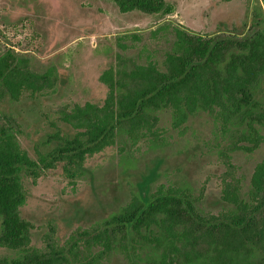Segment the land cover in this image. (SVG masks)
I'll return each instance as SVG.
<instances>
[{"label": "trees", "instance_id": "1", "mask_svg": "<svg viewBox=\"0 0 264 264\" xmlns=\"http://www.w3.org/2000/svg\"><path fill=\"white\" fill-rule=\"evenodd\" d=\"M113 1L121 13H175L168 0ZM215 22L204 33L172 20L151 29L164 47L116 54L99 75L103 97L68 105L58 118L68 129L53 125L32 150L21 140L20 107L55 91L57 66L47 62L57 54L39 57L28 42L0 47V264H264V0H245ZM126 38L145 39L130 32L116 44ZM174 134L184 138L187 161L201 150L218 164V194L196 192L187 180L152 188L161 159L96 226L61 245L33 243L34 224L21 215L28 183L60 167L75 185L86 159L107 147L121 143L130 165L136 158L124 145L164 150ZM182 164L171 168L181 172Z\"/></svg>", "mask_w": 264, "mask_h": 264}, {"label": "rangeland", "instance_id": "2", "mask_svg": "<svg viewBox=\"0 0 264 264\" xmlns=\"http://www.w3.org/2000/svg\"><path fill=\"white\" fill-rule=\"evenodd\" d=\"M168 1L174 4L175 13L165 19L138 11L121 13L113 0H0V47L18 41L26 47L28 42L30 47L39 48L35 53L39 57L53 50L57 54L54 61L50 59L53 53L50 54L47 62L57 66L59 79L55 91L34 104L27 102L20 107L25 132L21 140L27 149L32 150L39 138L53 130V125L68 129L58 120L68 105L103 97L105 86L99 75L115 61L116 54L136 56L142 45L148 50L159 43V49L164 47L162 41L149 38L151 29L172 20L194 31L210 32L217 19L222 20L232 10L242 11L245 3V0ZM130 32H140L145 38L143 43L134 44L126 38L121 43L123 47L116 44V37ZM32 33L38 36L32 39ZM166 124L167 119H162L161 125ZM174 137V142L164 150L150 149L142 142L134 147L124 145L125 153L136 158L130 165L121 161V143L107 147L86 159V170L75 185L69 183L60 167L51 169L35 185L28 183L21 215L34 224L33 243L38 247L61 245L73 231L96 226L128 200L136 183L149 175L161 159L152 188L160 182L187 180L196 192L204 187L209 196L218 194L220 168L215 160L201 156L200 150L197 157L191 156L187 161L186 155L179 153L184 138ZM187 137L193 139L191 135ZM174 164H182L183 170H173ZM251 166L249 162L248 170ZM5 253L0 248V255Z\"/></svg>", "mask_w": 264, "mask_h": 264}]
</instances>
